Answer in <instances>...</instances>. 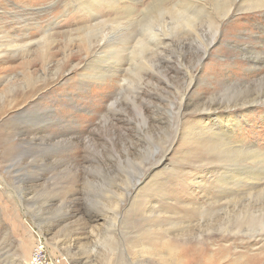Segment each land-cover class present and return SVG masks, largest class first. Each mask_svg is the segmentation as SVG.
I'll use <instances>...</instances> for the list:
<instances>
[{"label": "rangeland", "instance_id": "obj_1", "mask_svg": "<svg viewBox=\"0 0 264 264\" xmlns=\"http://www.w3.org/2000/svg\"><path fill=\"white\" fill-rule=\"evenodd\" d=\"M157 1L0 0L28 51L1 49L0 99L48 36L25 105L52 114L36 133L21 106L3 110L19 94L0 100V264H31L36 235L62 264H264V10L144 15ZM86 5L109 19L89 54L72 40L75 18L94 23ZM92 65L113 77H86ZM208 108L238 116L224 144L192 137ZM247 163L259 181H238Z\"/></svg>", "mask_w": 264, "mask_h": 264}, {"label": "bare ground", "instance_id": "obj_2", "mask_svg": "<svg viewBox=\"0 0 264 264\" xmlns=\"http://www.w3.org/2000/svg\"><path fill=\"white\" fill-rule=\"evenodd\" d=\"M102 1H104V0H102ZM107 1H108L107 3L116 4L118 0L116 1V3L113 0H107ZM161 5L162 6L165 5V8L160 9ZM84 7L87 8V5ZM213 9L214 10H226L225 15H227V16L231 12V10H233V9L246 10V11L247 10H264V0H178V2L175 0H158L155 4L148 6L144 10L143 13H145L144 15H147V13H149V12H158V10H167L166 12L170 13L169 10H175V13L177 14V16H179V14H181L182 10H183V14H187L185 10H213ZM122 10L126 14L127 20L135 19L134 18L135 8L128 7L127 9H122ZM178 10H181V11H178ZM85 11H87L88 16L91 18L92 21H94V23L86 25L85 23L80 22L82 20V18H80V17L75 18L74 22L76 24L81 25V27H78L74 31L75 36L72 37V40H74V39L79 40L80 43L82 44L80 46V48H83V49H79V51L81 50V51H84L85 53L89 54L92 50V35H93V33L95 34L96 29L101 27L104 24V22L106 20H109V19L99 20L98 13L95 10H91V9L88 10V8H87V10H85ZM114 12H118V11H114ZM11 21H12V19H11ZM117 21H118V17L113 20V22H116V23H117ZM4 23H5L4 18L1 17L0 18V57L4 53L6 54L7 52H8V54H9V52H14V51H22V52L28 53L27 47H26L27 45H24L21 47L20 45L16 44L15 43L16 36H10V33L5 30L6 26L2 25ZM167 30H169V29H167ZM60 36H62L61 37L62 39L65 37L63 34H61ZM47 37H44L43 41L41 43L37 44L38 47L37 46L36 47H37L38 51L34 52L35 55H34V53L32 54V55H34L32 59H27V57H26L25 59L23 58L24 60L19 63V66L23 68V72L21 73L22 77H21L20 81L19 82L18 81H10L11 79L8 80L7 84L4 85L3 90L1 92V94H2L1 97H3V98L11 97L13 95V93H17L20 95L19 99H17L15 102H13V104L6 106V108H4L3 110L5 112H8L7 110H9V109L11 110V108H13V107L21 106V108L18 112L19 116L23 119L29 118L32 131H34L36 133H40V134L48 132V129L50 128L49 125L44 127L43 124L45 122H48L51 119L52 114H51V112H48V114L46 115V114H43L42 112L40 113L38 110L30 111L29 108L27 107V105H25V104L32 97V95L39 90L40 77L37 75L38 73L36 74V72H35L36 66L39 65L38 63H44L47 59H49L51 57V55L45 51V49H47L51 44V38H47ZM96 37H98V36H96ZM131 37L133 39L136 38L133 35H131ZM145 38L147 39V37H145L144 34H143V37L141 34V37H139V39H137V43H136L137 46L145 45L143 43ZM168 38H169V34L167 33V34L160 35V38H157V40L156 39H152V40L159 41V39H160V42H158V44L162 45V47H165L166 44L164 42L169 41L170 39H168ZM126 42H129V41H126ZM126 42H124L125 47L122 49V51H125V52L127 50H129V48H130ZM148 42L150 43L149 39H148ZM156 47H157V45H156ZM2 48H7V50H5L3 52V54L1 52V51H3V50H1ZM19 48H21V49H19ZM244 50L246 51L245 48H243V51ZM97 54H99V53H97ZM95 58H94L95 60H93V63L98 61L96 56H95ZM260 62L261 63L263 62V64H264V60L260 61ZM1 63L4 64V61H0V64ZM118 64H119V61H118L117 65ZM1 66H2V64L0 65V78L2 77V75L7 73V71H8V67L5 68V67H1ZM88 68H89V70H91L90 71L91 75L90 76L86 75V77L92 78L96 81L102 82L104 80L105 76H107L109 78L113 77L112 70H111V68H109V66H104L102 68H98L96 65H92L91 68L90 67H88ZM2 99H0V100H2ZM31 102L35 103L34 100H31ZM2 104L4 106V102H2ZM2 104H1V106H2ZM209 109H212V108H208L207 110H204L205 117H203V118L201 117V119H198L199 122L197 124H194V128L192 130L194 132H192L193 134L192 133L191 134L195 140H197L199 142H204L206 140L210 142L211 140H213L212 144H215L216 142H219V141H222V143H223L224 142L223 139H227V138H230L233 136V135L229 136L228 135L229 133L232 134V133H235V131L240 130L239 123L235 122V119L238 116H236V115L230 116L231 113L228 112V114H227L226 111L218 113L216 110L210 111ZM245 109L246 108H244L242 110L244 111ZM232 139H234V138H232ZM240 142H238V143L241 145L244 144V140H241ZM221 147H222V145H221ZM225 147H227V145ZM239 147H240V145H239ZM233 148H234V146H233ZM231 149H232V147H231ZM238 151H240V149L237 150V152ZM241 153H243V152H241ZM257 156H258V154H257ZM263 156H264V153H263ZM247 160H249V159L246 158L244 161H247ZM243 163H245V162H243ZM250 164H248L247 167L242 165L239 168V171L237 172L239 175L238 181H241V182H245V181L247 182L248 180L259 181L258 177H257L258 179H255V177L252 176V174H254V173L249 172L250 166H251ZM245 170H247V172H245ZM253 185H257V184H253ZM258 186H259V183H258Z\"/></svg>", "mask_w": 264, "mask_h": 264}, {"label": "built area", "instance_id": "obj_3", "mask_svg": "<svg viewBox=\"0 0 264 264\" xmlns=\"http://www.w3.org/2000/svg\"><path fill=\"white\" fill-rule=\"evenodd\" d=\"M29 262L31 264H62L58 257L52 256L49 251L42 247V244L37 241V235L36 243L32 249Z\"/></svg>", "mask_w": 264, "mask_h": 264}]
</instances>
